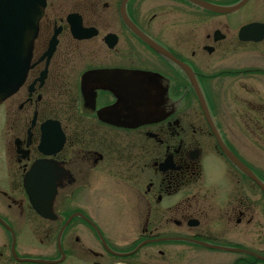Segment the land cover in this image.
Segmentation results:
<instances>
[{"label":"flooded vegetation","instance_id":"af4514ba","mask_svg":"<svg viewBox=\"0 0 264 264\" xmlns=\"http://www.w3.org/2000/svg\"><path fill=\"white\" fill-rule=\"evenodd\" d=\"M40 1L30 69L0 102V263L264 264V38H238L264 0L236 29L191 0ZM209 152L226 207L200 190Z\"/></svg>","mask_w":264,"mask_h":264},{"label":"water","instance_id":"95a60500","mask_svg":"<svg viewBox=\"0 0 264 264\" xmlns=\"http://www.w3.org/2000/svg\"><path fill=\"white\" fill-rule=\"evenodd\" d=\"M196 5L214 13L230 14L240 9L247 0L231 7H218L199 0H191ZM40 0H0V102L14 94L22 85L30 67L32 45L37 36L38 22L42 15ZM259 33V37H254ZM264 37V25L252 24L242 28V41H260ZM190 72V71H188ZM191 79L194 80L190 73ZM195 85V82L193 81ZM202 108L204 101L198 89ZM39 215L47 217L44 206L39 205L31 195ZM48 263V262H44Z\"/></svg>","mask_w":264,"mask_h":264},{"label":"clouds","instance_id":"9594fccd","mask_svg":"<svg viewBox=\"0 0 264 264\" xmlns=\"http://www.w3.org/2000/svg\"><path fill=\"white\" fill-rule=\"evenodd\" d=\"M200 190L210 191V203L216 207H226L232 202L233 186L227 175L223 161L215 152H209L201 161Z\"/></svg>","mask_w":264,"mask_h":264},{"label":"rangeland","instance_id":"374dc122","mask_svg":"<svg viewBox=\"0 0 264 264\" xmlns=\"http://www.w3.org/2000/svg\"><path fill=\"white\" fill-rule=\"evenodd\" d=\"M220 7H227L226 5H219ZM197 9L199 10V12L197 13L198 16H203L205 17V15H217L219 16V19L225 21L231 29H236L241 23H244L245 21L249 20V15H250V12L248 13L247 11L249 10L250 11V8H245L243 10H238L236 12H233V13H230V14H213L211 12H208L207 10L201 8V7H198L197 6ZM239 50H251V48H244V49H240ZM240 59V57H236L233 60H230V66L234 67L235 69L237 68H240L241 65H238V60ZM261 59V68H264V60L263 58H260ZM250 62H253V58L250 59ZM234 63H236L237 65H234ZM264 84H260V88H262V91L264 92V87H263ZM255 102L257 103H262L264 105V101H259L258 99H255ZM228 108V109H227ZM225 110L227 111H232L234 109H242L239 104L238 106H235V105H231V103H227L225 104V107H224ZM24 238L21 237V240H23ZM0 264H6V263H0ZM10 264V263H9Z\"/></svg>","mask_w":264,"mask_h":264}]
</instances>
